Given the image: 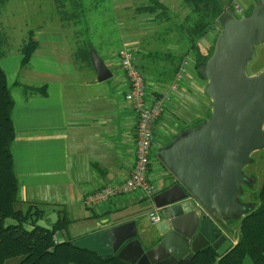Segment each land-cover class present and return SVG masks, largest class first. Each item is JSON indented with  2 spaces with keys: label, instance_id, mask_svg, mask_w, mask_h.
I'll list each match as a JSON object with an SVG mask.
<instances>
[{
  "label": "crops",
  "instance_id": "1",
  "mask_svg": "<svg viewBox=\"0 0 264 264\" xmlns=\"http://www.w3.org/2000/svg\"><path fill=\"white\" fill-rule=\"evenodd\" d=\"M129 1L136 4L126 6L124 3ZM232 1L220 6L228 7ZM161 2L166 8L165 16L160 12L154 15L137 13V9L146 5L145 0H110L104 14L110 22L109 31L116 35L113 42L119 44L114 50L107 49L108 41L99 39L93 30L83 31L82 36L81 32L76 33L82 28L70 27L73 35L67 49L59 51L52 47L45 51L43 44L48 42L53 46L64 40L63 34H58L61 28L49 35L37 32L34 38L37 48L29 64L20 73L12 70L14 77L8 80L12 84L19 80L21 85H45L47 88L45 95L28 94L23 87L13 88L16 92L13 96L15 139L12 155L19 184L17 208L41 209L43 214L37 225L46 228L66 218L67 235L73 242L83 243L105 255H117L131 242H138L147 250L158 235L156 225H147L139 213L140 202L149 200L141 193L117 196L90 207L85 206L84 200L104 186L125 180L134 163L137 118L125 100L127 81L112 58L122 48L124 37H134L132 33L139 30L136 26L141 22L146 23L149 32L158 34L156 38L165 51L184 49L186 40L176 26L182 24L189 11L181 1ZM138 18L144 21L136 20ZM130 19L132 23L128 24ZM83 49H89V61L91 52L104 61L111 78L97 81L92 62L82 61L86 57ZM148 53L137 52L139 65L153 60ZM190 67V63L185 67L182 82L153 127L148 178L153 183L156 178L167 179L160 190L173 183V178L157 159L156 151L193 125L192 119L185 115L191 95H194L193 89L198 88L196 80L188 77ZM145 76L149 101L167 90L168 85L162 86L154 76ZM213 232L217 234L216 226ZM228 239L231 241V236L228 235Z\"/></svg>",
  "mask_w": 264,
  "mask_h": 264
},
{
  "label": "water",
  "instance_id": "2",
  "mask_svg": "<svg viewBox=\"0 0 264 264\" xmlns=\"http://www.w3.org/2000/svg\"><path fill=\"white\" fill-rule=\"evenodd\" d=\"M223 7L212 51L197 68L206 82L210 113L156 151L173 183L152 198L161 215L154 245L143 250L131 242L117 253L130 264H176L207 246L221 254L230 246L228 235L235 234L231 221L255 209L242 200V187L254 182L245 173L250 155L264 149V70L248 75L246 65L264 42V0H255L248 14H237L231 5ZM91 62L97 81L111 78L95 52ZM61 233L68 241L66 231Z\"/></svg>",
  "mask_w": 264,
  "mask_h": 264
},
{
  "label": "trees",
  "instance_id": "3",
  "mask_svg": "<svg viewBox=\"0 0 264 264\" xmlns=\"http://www.w3.org/2000/svg\"><path fill=\"white\" fill-rule=\"evenodd\" d=\"M5 1L0 0V5ZM56 1L63 6L61 2L68 0ZM70 1L72 10L78 12L83 8L81 2L90 1L92 5L104 0ZM145 1L146 5L137 9V13L146 12L154 15L160 12L166 15V8L161 0ZM181 2L189 11L182 24L176 26L186 40L182 46L184 49L177 52L148 53L153 60L139 65L144 75L154 76L162 86L169 85L173 81L184 60L190 63L201 80L197 68L206 62L213 45L209 53L204 54L197 41L202 40L208 31L213 30L216 22L219 30L218 18L222 7L218 0H181ZM250 9L243 11V14H248ZM34 38L33 32L29 31L23 42L22 68L29 64L37 48V41ZM2 42L3 37L0 34V45ZM89 49L84 50V53L91 63ZM14 86L23 87L24 92L31 95H45L47 89L45 85L41 87L9 85L0 67V264H5L6 260L11 258H19L16 264H130L118 258L116 254L103 257L97 251L75 246L69 236L68 241H63L61 231L65 230L67 233L66 218L58 219L46 228L37 225L43 214L41 209L34 206H29L26 210L17 208L19 184L12 155V144L15 139L13 125L15 103L12 96ZM209 113L210 110L208 115ZM255 200L258 202L257 207L240 219L239 235L235 244L230 245L221 254H218L212 246H207L195 252L190 260H180L176 264H244L245 259L251 264H264V176Z\"/></svg>",
  "mask_w": 264,
  "mask_h": 264
},
{
  "label": "rangeland",
  "instance_id": "4",
  "mask_svg": "<svg viewBox=\"0 0 264 264\" xmlns=\"http://www.w3.org/2000/svg\"><path fill=\"white\" fill-rule=\"evenodd\" d=\"M178 2L181 0H177ZM219 4L226 3L228 4L230 0H218ZM90 1L81 2V11H73L72 3L70 0L60 3L56 0H6L3 5H0V34L3 37V42L0 45V67L4 71L8 80L14 77L12 70L16 69L20 73L21 59L23 57L22 45L26 40L29 31L33 32L36 39L37 34H52L57 33L55 31H60L59 33L63 34L64 40L57 41L53 46L52 43L43 44V50L47 51L52 47H56L59 51H63L70 46L69 38L72 37L73 33L70 30V27H79L81 30H77L76 33L84 36L86 30H93L94 34L99 39H106L108 41L107 49L114 50L118 48L119 44L113 42L116 35L109 30V20L104 14V11L107 10L108 5H110V0L99 1L90 5ZM255 3V0H233L231 2L232 7L236 5L241 12L249 10ZM126 6H134L135 1H129L124 3ZM225 4L221 5L224 6ZM70 10V11H69ZM177 11V9H176ZM75 14V15H74ZM138 21H144L142 18L136 19ZM132 23V19L129 20L128 24ZM127 24V25H128ZM139 30L133 32L134 37L125 36L122 42V47L127 46L132 49L137 57V52L143 54L144 52H157L164 53L167 52L163 49V45L160 44V41L156 38L154 32H149L148 26L146 23H138L136 26ZM218 30V23L213 27V30L208 31L207 35L197 43H199L200 48L205 53H209L211 45H213L216 31ZM154 31H158L155 29ZM38 32V33H37ZM37 33V34H36ZM139 41L136 42L135 40ZM121 48V47H120ZM85 50V49H83ZM84 56V55H83ZM115 59V54L112 56ZM82 61H88L87 57L82 58ZM17 66V67H16ZM7 67L9 69H7ZM16 67V68H15ZM264 70V42L260 45H257L254 49L253 58L246 65V73L252 75L257 72ZM188 77H193L197 82V89H193L194 95L192 94L191 99L189 100L191 104L188 105V118L192 119V124H196L199 120L205 119L210 110L211 103L209 99L204 94V88L206 82L200 80L196 72L192 67L188 70ZM144 74V73H143ZM9 85H12L8 81ZM13 84H19V80L15 81ZM34 85H36L34 83ZM35 87V86H31ZM15 89L12 90V96H14ZM15 103V102H14ZM264 131V129H263ZM152 156V154H151ZM250 163L245 168V171L248 173L249 177L254 179V182L250 186L244 185L242 189L246 192L243 195L242 200L245 202L253 203V208H256L258 202L255 200L258 190L263 181L264 176V149L256 151L250 155ZM158 160H154V164L157 165ZM167 179L160 177L154 179V184L158 190L164 186ZM96 192V191H95ZM93 206V205H91ZM139 213L144 219L147 225H150L148 219V211L151 209V204L149 200H142L140 202ZM143 208V210H142ZM231 225L235 231V234L231 236L230 245L235 244L237 241V236L239 235V222L238 220L231 221ZM156 225V224H155ZM72 236V235H71ZM72 238H74L72 236ZM19 258H11L6 260L5 264H16ZM244 264H251L248 259H245Z\"/></svg>",
  "mask_w": 264,
  "mask_h": 264
},
{
  "label": "built area",
  "instance_id": "5",
  "mask_svg": "<svg viewBox=\"0 0 264 264\" xmlns=\"http://www.w3.org/2000/svg\"><path fill=\"white\" fill-rule=\"evenodd\" d=\"M234 8L238 13H242L236 5ZM114 60L128 84L125 100L131 106L137 118L134 163L129 176L125 180L114 185L104 186L87 195L84 200L87 207L132 193H141L143 197L152 201L153 196L158 192L155 184L148 178L154 140L153 127L164 114L167 104L171 101L173 91L178 89L183 80L185 67L189 65V62L184 60L167 90L149 101L146 94V76L139 69L135 52L124 46L116 52ZM148 219L153 225L161 221L160 212L153 203L148 211Z\"/></svg>",
  "mask_w": 264,
  "mask_h": 264
},
{
  "label": "flooded vegetation",
  "instance_id": "6",
  "mask_svg": "<svg viewBox=\"0 0 264 264\" xmlns=\"http://www.w3.org/2000/svg\"><path fill=\"white\" fill-rule=\"evenodd\" d=\"M245 173L248 175V173L245 171ZM246 193V192H245ZM245 195V194H244ZM243 198V197H242ZM244 199V198H243Z\"/></svg>",
  "mask_w": 264,
  "mask_h": 264
}]
</instances>
